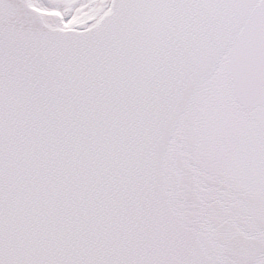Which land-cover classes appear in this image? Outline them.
<instances>
[{"label":"snow or ice","instance_id":"6c2138e0","mask_svg":"<svg viewBox=\"0 0 264 264\" xmlns=\"http://www.w3.org/2000/svg\"><path fill=\"white\" fill-rule=\"evenodd\" d=\"M0 264H264V0H0Z\"/></svg>","mask_w":264,"mask_h":264}]
</instances>
